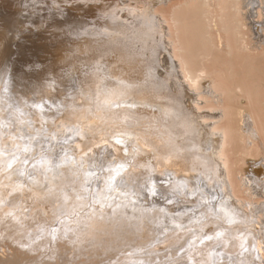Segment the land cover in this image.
<instances>
[{
  "label": "bare ground",
  "instance_id": "obj_1",
  "mask_svg": "<svg viewBox=\"0 0 264 264\" xmlns=\"http://www.w3.org/2000/svg\"><path fill=\"white\" fill-rule=\"evenodd\" d=\"M104 1L82 8L61 7L59 0H0L3 80L13 71L4 86L8 94L0 92V118L15 116L3 117L0 127V203L14 198V190L23 200L16 208L2 205L0 217L9 223L11 212L21 224L24 217L38 220L36 211L43 209L52 224L42 217V224L19 226L16 233L29 237L20 244L32 252L46 249L52 238L71 241V230L81 236L72 245L113 241L115 250L151 224V245L131 240L129 255L113 264H264V97L262 81L251 76L261 72L253 65H264L263 54L255 53L264 49V0ZM233 46L245 56L237 59L240 66L243 58L248 63V75L244 66H232ZM17 51L24 56L13 62ZM65 79H71L69 89ZM62 89L61 98L70 92L73 99L64 97L60 107L30 99ZM256 89L258 99L251 96ZM244 93L249 108L239 103ZM14 94L39 108V126ZM52 110L64 115L57 119ZM226 113L234 115L236 134L229 124L224 133L214 131L218 122H211ZM61 127L69 139L56 153ZM40 144L48 146L42 155ZM240 249L243 256H237Z\"/></svg>",
  "mask_w": 264,
  "mask_h": 264
},
{
  "label": "rangeland",
  "instance_id": "obj_2",
  "mask_svg": "<svg viewBox=\"0 0 264 264\" xmlns=\"http://www.w3.org/2000/svg\"><path fill=\"white\" fill-rule=\"evenodd\" d=\"M69 1V2H68ZM72 1H74V2H76L77 3V0H72ZM84 0H82V2H81V0H78V2L79 3H72L71 2V0H59V6L61 5V7H76V6H79V7H82V8H84L85 6H90V7H92V8H97V7H101L104 3H105V1L103 2V0L102 1H99V0H85L86 2H83ZM89 1H91V2H89ZM97 1L99 2V3H97ZM119 1H122V0H119ZM88 2V3H87ZM69 3V4H68ZM70 3H72V4H70ZM63 4V5H62ZM80 4H81V6H80ZM85 5V6H84ZM164 7V9H162V13L163 14H165L166 16H165V18H169L170 17V7H168L167 5H166V3H165V6H163ZM76 11H78L77 9H76ZM7 12V11H6ZM92 13H94L95 14V11H93L92 10ZM96 15V14H95ZM168 15V16H167ZM0 19H1V17H0ZM92 22H96L95 20L94 21H92ZM167 27L168 28H171L172 27V25H171V23H170V21L167 23ZM245 28V29H244ZM244 29V31H243V37H245V39L247 38V36L249 37V35H248V29H247V27H243L242 28V30ZM247 29V30H246ZM172 31H174L173 30V27H172ZM246 31V32H245ZM245 33V34H244ZM233 48H234V50L232 51V57L234 58V59H232V57H231V63H234V64H232V66H235V64L237 63V65H238V67H237V69H239V68H241V66H244L246 69H245V71H246V74L248 75V65H247V67H246V65H244V64H246L245 63V61H244V58L242 59V61H241V66L239 65V59H237V58H240V60H241V56L242 57H245L244 55H239V53L237 54L236 52V48L233 46ZM251 50V52H252V49H250ZM258 50V51H257ZM256 50V52L255 53H258V54H260V55H262V57L264 56V49L263 50H261L260 51V49H257ZM23 51V50H22ZM22 51H20V53H18V51H17V55L15 54V56H14V58L12 57V58H10L13 62H14V59L16 58H19L20 56V58H22L24 55H22L23 53H21ZM236 51V52H235ZM242 51H244V52H241V51H239V52H241V54L243 53V54H245V55H247L248 53H249V50H242ZM246 52V53H245ZM262 52V53H261ZM234 53V54H233ZM253 53H254V51L252 52V53H249V54H252V56H255V57H257V59H259L258 57H260V55H256L255 53V55H253ZM49 53H47V55H48ZM230 54V53H229ZM231 54H230V56H231ZM236 54V55H235ZM167 55V54H166ZM49 56V55H48ZM48 56H45L44 58H46V57H48ZM229 56V57H230ZM42 58H43V56H42ZM44 58H43V61H44ZM32 59V58H31ZM30 59V60H31ZM256 59V58H255ZM254 60V62H252V63H256L258 60ZM260 59H261V61H262V63L264 64V58H263V60H262V58L260 57ZM33 60V59H32ZM31 60V61H32ZM37 60V59H36ZM237 62H236V61ZM211 62H212V60H210V64H211ZM9 63V62H8ZM36 63V62H35ZM220 63H222V62H220ZM248 64V63H247ZM260 65V68H258V66ZM5 65V64H4ZM4 65H0V67L2 68V69H0L1 71H2V73H0L1 74V77L3 76V73H4V71H5V69L4 68H6ZM18 65H19V67L22 69L24 66H22L21 67V65H20V63H18ZM36 64H32V66H35ZM220 65V64H219ZM236 65V66H237ZM257 66L254 68L253 66H252V68H253V71H256L255 69L257 68V71L258 70H260L261 72H258V73H263L262 71H264V65H262V64H260L259 63V61H258V63L256 64ZM262 65V66H261ZM224 66V65H223ZM240 66V67H239ZM19 67H17L18 69H20ZM243 67V68H244ZM36 68V67H35ZM235 68V67H234ZM243 68H242V70H243ZM20 69V70H21ZM25 69H28L26 66L23 68V70H25ZM235 70H236V68H235ZM25 71H27V70H25ZM161 71H163V70H161ZM249 71H250V67H249ZM11 72H13L12 70H10V72H9V74H7L6 75V77L4 78V80H3V77L0 79V81L1 80H3L2 81V84L0 83V92L4 95H6V93L8 94V91L5 89V87L6 86H9V84H8V81H9V78H10V76L9 75H11ZM257 73V75L255 74V72H254V75H252L251 74V76H256V77H258V79L259 80H261L262 81V83H261V86H262V90H260L259 92L261 93V95L260 96H262V98L264 97V78L262 79L261 77V74H258ZM19 75L20 74H22L21 73V71L18 73ZM246 74H245V72H244V75L246 76ZM250 74V73H249ZM263 75V74H262ZM35 76H36V74H35ZM75 76V75H74ZM249 77L248 76V78H253V77ZM260 76V77H259ZM263 77H264V75H263ZM248 78L247 77H245L244 79L246 80H248ZM15 79H16V77H15ZM31 79V78H30ZM249 79V80H250ZM246 80V81H247ZM12 81H14V80H12ZM17 82L19 81L20 82V80H16ZM70 81H71V79L69 80V79H65L64 80V82H63V85H65V88H68L69 89V85L71 84L70 83ZM75 82L76 81H72V85L73 84H75ZM14 83V82H13ZM67 85H66V84ZM5 86V87H4ZM11 86V85H10ZM68 86V87H67ZM3 87V88H2ZM5 89V90H4ZM11 89H13V90H15L16 88H12L11 87ZM260 89V88H259ZM4 91V92H3ZM245 91H247V90H245ZM252 91V90H251ZM6 92V93H5ZM253 92L254 93H251V96H252V94L254 95L253 96V98H255V99H258V95H256V93L258 92V90L256 89V90H253ZM56 93V92H55ZM54 93V96H53V94H52V96L50 95V94H44L43 92H42V96H41V94H39V95H37V96H33L32 94H30L31 95V101L32 100H34V101H37V100H40V103L38 104V105H40L41 104V102H44L45 104H47V106H50L49 105V103L51 102V100H52V103H55L56 105H54V106H57V105H59V104H63V103H65V100L67 101H69V99H70V97L68 98L67 97V95H68V93H70V92H68L67 93V95L66 96H64V97H66V99L63 97V98H61L62 97V94H64V89H62L61 91H58L56 94L58 95H56ZM58 93H60L61 94V96H60V94H58ZM245 93H247V92H245ZM245 93H244V95L243 96H241V98H240V104H241V106L242 107H244V108H249L248 106H246V104L248 105L249 104V100H246V99H248V97H247V95H245ZM71 94V93H70ZM257 94H259V93H257ZM16 94H14V95H12L13 97L12 98H15L16 99V96H15ZM45 95V96H44ZM256 95V96H255ZM38 96H40L41 97V99H40V97L38 98ZM50 96V98H48V100H45V99H47V97H49ZM234 96V95H233ZM258 96V97H257ZM18 97V96H17ZM55 97V98H54ZM59 97V99L61 100H59V99H57V98ZM227 97V96H226ZM244 97V98H243ZM19 98V99H18ZM17 99H16V102L15 103H18V102H20L22 105L24 104V106L26 105V103H27V109L30 111V116L31 115H33L32 117L33 118H36L35 119V121H34V123L36 122L37 124L36 125H38L39 126V119H40V116H37L39 119H37V117H35L36 116V114H35V112L34 111H36V112H38L39 113V108L36 106H33L32 104H30L29 102H27L28 101V98H26V101H21V100H23V99H21V97H18ZM50 99V100H49ZM63 99H65L64 101H62ZM73 98H71L70 100H72ZM261 99V98H260ZM259 99V100H260ZM20 100V101H19ZM43 100V101H42ZM225 100H226V104H229L230 105V107H231V105L233 106L234 105V101L235 100H233V98L231 99V97L230 96H228L227 98H225ZM233 100V101H232ZM229 101V102H228ZM24 102H26V103H24ZM63 102V103H62ZM228 102V103H227ZM69 104V103H68ZM225 104V105H226ZM31 107H30V106ZM42 105V104H41ZM61 105H59V106H57V107H60ZM236 105H237V103L233 106V107H236ZM250 105V104H249ZM25 106V107H26ZM207 107H208V109H213L215 106H213V103L212 102H209V103H207V105H206ZM226 106H228V105H226ZM29 107V108H28ZM33 107V108H32ZM232 108V107H231ZM33 109V110H32ZM35 109H37V110H35ZM31 111H33V112H31ZM52 111H54V110H52ZM227 111H229L228 113H231L233 110L231 109V110H227ZM52 113H55L56 114V118L58 119L59 117H57V116H59L60 115V113H58V115H57V112L56 111H54V112H52ZM213 115H214V117H217L216 116V114H215V112H214V110H213ZM212 113H208V114H210V115H212ZM5 115V116H4ZM1 118H0V127H1V124H2V119H3V117H9L8 119H10V118H12L13 119V116L10 114V116L9 115H7V114H4ZM64 115V113H61V115H60V118L62 117ZM232 115L231 114H227L226 113V117L225 118H223L222 120H221V118L219 117V118H217L216 120H213L212 122H211V124H214L215 122H218V123H216L217 124V130H215L214 129V131L216 132V133H224V130H223V126H224V129H225V127H230V129L232 128H234L235 129V120H234V118H232L231 117ZM66 117H68V116H65L64 117V119L65 120H68L69 118H66ZM230 117V118H229ZM56 118H54V119H56ZM14 119H15V116H14ZM13 119V120H14ZM56 119V120H57ZM231 119V120H230ZM48 120H51V118H49ZM55 121V120H54ZM53 121V122H54ZM51 123V122H50ZM65 123H68V124H70V121L68 120V121H65ZM227 124H229L228 126H227ZM234 126V127H233ZM228 127V128H229ZM24 128H26L27 129V126L25 127L24 126ZM51 130H52V126H50L49 127ZM227 128V129H228ZM232 129L230 130V132H232V134L235 132V134H236V130H234L233 129V131H232ZM13 130V129H12ZM29 130V129H28ZM27 130V132H29ZM59 130H61V131H59V135L61 136L60 137V139H63V141L64 142H62V141H60V139H59V142H58V146L59 147H57V149L55 150L56 151V153L57 152H61L60 150H58V149H61L62 148V144H64L65 143V137L66 138H68L69 139V137H67L68 135H69V133H68V131H64V130H66L65 129V127H61ZM63 131V132H62ZM19 133L20 131L19 130H17V131H15V133ZM65 132H66V134H65ZM30 133V132H29ZM21 134V133H20ZM68 134V135H67ZM234 134V138L235 139H237V143L238 142H240L241 140H240V137H239V135H238V137L236 136ZM260 134H262V133H260ZM263 135H264V133H263ZM263 135H261V138L263 139V141H264V136ZM64 136V137H63ZM237 138H236V137ZM232 137V136H231ZM233 138V137H232ZM233 140V141H236V140ZM54 141H55V139H54ZM60 142H61V144H60ZM56 143V142H55ZM232 143H234V142H232ZM241 143V142H240ZM60 144V145H59ZM42 146V147H41ZM46 146V147H45ZM3 147V146H2ZM43 147H45V148H43ZM47 145H45V144H40V146H39V149H41V150H38V151H34L33 153H35V154H32V156L34 157V159H36V158H39V156L37 157V155H40V153H41V155L43 154V153H46V151H48V149H47ZM43 148V149H42ZM41 151V152H40ZM38 154H37V153ZM36 156V158H35V156ZM45 155V154H44ZM30 157V159H32L33 157ZM57 158V157H56ZM115 159H116V157H115ZM117 160V159H116ZM242 160L243 159H241L239 162V164H238V167H239V165H241V163H242ZM245 160V159H244ZM261 160V159H260ZM244 163H246V161H244ZM243 164V163H242ZM27 167V166H26ZM25 167V168H26ZM239 168H241V169H239V170H244V169H242V165L239 167ZM243 168H245L244 167V165H243ZM21 169V168H20ZM19 169V170H20ZM31 169H33V166H31L30 167V170ZM21 172H22V177H24L25 176V174L26 173H24L23 172V170L21 169ZM24 173V174H23ZM30 179H32L33 177L32 176H30L29 177ZM65 181H67V179H65ZM212 185V184H211ZM208 187H210L211 188V186L210 185H207ZM212 191H214L213 189H211ZM14 193L17 195H19V196H16L15 194H14V198H10V197H8L6 200H4L2 203H0V207L2 206V205H5V203H7L8 202V204L7 205H9V204H13L12 206L13 207H17V205L19 204V203H22L23 202V200H22V202L20 201V198L22 197V193L20 194V191L18 192L17 190L15 191L14 190ZM216 192L214 191L213 192V194L212 195H214ZM54 194H56V192H54ZM11 197L13 196V193L10 195ZM19 198V199H18ZM42 198V197H41ZM11 199V200H10ZM22 199V198H21ZM43 199V198H42ZM42 199H41V201H42ZM17 200V201H16ZM10 201V202H9ZM14 202V203H13ZM44 202H48L46 199H43V203ZM20 205V204H19ZM18 205V206H19ZM68 205H70V204H68ZM81 208L83 207V206H80ZM14 209V208H13ZM12 209V207H11V211L13 210ZM65 209V208H64ZM43 211V209H37V211H36V213L38 212L39 213V211H40V214H38L37 215V217L39 218H37L38 220H33L32 219V217H24V219H23V217L22 216H20V218L19 219H23V221L21 222V224H20V222L18 221V219H16V218H12V215H11V212H9L8 214H7V216L9 217L8 218V221H9V223H5L4 221H5V219H6V217H4V216H1L0 217V264H37V262L38 263H40V264H43V263H45V262H49V263H51L52 262V264H113V263H115V261L118 259V257L119 258H121V257H123V256H126V255H129V253H127L128 251H130L131 250V246L129 245V242L132 240V242L133 241H135V242H138V243H140L141 242V245L142 246H144L142 243H144V244H148V245H146V246H150L151 245V239L153 238V232H152V227H151V224H150V226L149 227H147V229L149 230V232H148V234H147V230H146V227H145V231H143V227H144V225L142 224V229H140V231H138V236H131V240H127V238L125 239V240H123L124 241V244H122L123 246L121 247V246H118V247H120V248H116L115 250H113V249H111V245L114 243L113 241H110L109 243H106L105 245H104V243H103V245L104 246H99V244L98 243H96V242H93L92 240V243H95L96 245H98L99 247H98V249H97V246H95V244H92L93 246H90V245H88V244H90V242L91 241H88V242H86V243H83V244H81V247H80V245L78 246V244H75L74 245V243H76L77 242V240H75V239H78L79 237H81L80 235H77L76 236V234L75 233H73V230H71V232H72V234L75 236H73L72 234H71V237H73V239L71 238V241H70V238L68 239L67 237H64V236H61V239L59 240V238H52V240L50 241V240H48L47 242H44V244L45 243H47L46 245V249H47V247H48V245L50 246L47 250L46 249H43V247L41 248V247H38V246H36V245H38V243L35 245L36 247H38V248H41V249H38V248H36V251L35 252H32L31 251V249L29 248V247H25V246H23V244H20V242L21 241H24V242H28L29 241V237H28V241H27V239H25V238H27V236H25V237H19V235H17L16 233L18 232V234H20L21 235V229H20V227L19 226H22L23 227V229H25V227H29V226H33V225H36V224H42V222H44L45 220H48L49 218L48 217H45L46 215L42 212ZM43 213V215H42V213ZM69 213V212H68ZM42 215V216H41ZM45 215V216H44ZM84 217H86V215H83ZM2 217H3V219H2ZM11 217V218H10ZM42 217H43V220L44 221H42ZM26 218V219H25ZM31 218V219H30ZM41 218V219H40ZM48 218V219H47ZM12 219V220H11ZM66 219H67V217H66ZM69 219V218H68ZM81 219H85V218H80L79 220H80V223H81V225L83 226L82 227V229H84V227H87L86 225H85V220H81ZM39 220H40V222H39ZM30 223H29V222ZM33 223H32V222ZM36 221H38L37 223H36ZM14 222V223H13ZM19 222V223H18ZM27 222V223H26ZM48 222H50L51 224H52V221H50V220H48ZM18 223V224H17ZM26 223V224H25ZM25 224V225H24ZM29 224H32V225H29ZM18 225V226H17ZM85 225V226H84ZM25 226V227H24ZM66 226V225H65ZM64 226V227H65ZM20 229V230H19ZM17 230H19V231H17ZM151 230V231H150ZM141 232V233H140ZM146 232V233H145ZM151 232H152V236L150 235L151 234ZM115 233V232H114ZM137 233V232H136ZM108 236H111V235H109V234H107ZM107 235H105V237L107 236ZM150 235V236H149ZM107 236V238H105V239H107V240H111L109 237ZM45 237V236H44ZM78 237V238H77ZM132 237L135 239V237H136V239L135 240H133L132 239ZM151 237V238H150ZM24 238V239H23ZM49 238V237H48ZM23 239V240H22ZM148 239V240H147ZM21 240V241H20ZM58 241V244L59 245H57L56 246V242ZM74 240V241H73ZM56 241V242H55ZM74 242L73 243V245L71 244V242ZM140 241V242H139ZM148 241H150L149 243H148ZM39 242H41V240L39 241ZM52 242H54V244H52ZM65 242H67V243H65ZM100 242H102L101 240H100ZM99 242V243H100ZM50 243V244H49ZM63 243H65V244H63ZM69 243V244H68ZM123 243V242H122ZM63 244V245H62ZM55 247H54V246ZM70 245H71V247H73V249L70 247ZM86 245V246H85ZM106 245H108V248H106ZM34 246V247H35ZM53 246V247H52ZM60 246H61V248H60ZM188 246H189V241L187 242V245L184 247V249H183V251L185 250V249H187L188 248ZM60 248V250H58L59 248ZM76 247V248H75ZM77 247H78V250H76L77 249ZM82 249V247H83V249L81 250L80 248ZM86 247H88V248H90V249H88V248H86ZM91 247H92V249H91ZM103 247H105V248H103ZM130 247V248H129ZM196 247V246H195ZM53 248V249H52ZM56 248V249H55ZM84 248H86L85 250L86 251H84ZM194 248V247H193ZM192 248V250H194ZM255 248V247H254ZM253 248V249H254ZM49 249H50V253H49ZM52 249V250H51ZM100 249V250H99ZM103 249H105V250H103ZM109 249V250H108ZM120 249H122L123 251H120ZM128 249H130V250H128ZM40 250V251H39ZM46 250V251H45ZM73 250V251H72ZM83 252L84 251V253H80L81 251ZM89 250H90V253H92V254H94V255H92V254H90L89 253ZM94 250V251H93ZM95 250H96V252H95ZM112 252H111V251ZM191 250V249H190ZM189 250V251H190ZM38 251V253H36ZM70 251H72V253L70 252ZM92 251V252H91ZM121 252V254H120V252ZM126 251V252H125ZM43 252V253H42ZM46 252V253H45ZM76 252H77V254H76ZM86 252V253H85ZM185 252V251H184ZM187 252L188 251H186L185 253L187 254ZM79 253H80V255H79ZM238 254H237V256L239 255V256H243V253H242V250L240 249L238 252H237ZM45 254V255H44ZM53 254V255H52ZM97 254V255H96ZM123 254V255H122ZM125 254V255H124ZM40 255H43V256H41V257H39ZM49 256L50 257V259H48V258H46V256ZM77 255V256H76ZM188 255V254H187ZM54 258H53V257ZM79 256V257H78ZM91 256V257H90ZM44 257L46 258V259H44ZM75 257H78L77 259L75 258ZM91 259H90V258ZM13 258V259H12ZM43 258V259H42ZM56 258V259H55ZM74 258V259H73ZM88 258H89V260H88ZM106 258V259H105ZM34 259H36V260H34ZM68 259V260H67ZM76 259V260H75ZM56 260V262H54ZM58 260V261H57ZM111 260V261H110ZM164 261H165V259H163ZM35 261V262H34ZM37 261V262H36ZM42 261H45V262H42ZM75 261V262H74ZM158 261L159 260H157V262L155 261V264H157L158 263ZM34 262V263H33ZM58 262V263H57Z\"/></svg>",
  "mask_w": 264,
  "mask_h": 264
}]
</instances>
